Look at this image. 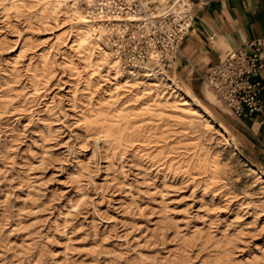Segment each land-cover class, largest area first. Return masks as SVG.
Here are the masks:
<instances>
[{"label": "rangeland", "instance_id": "rangeland-1", "mask_svg": "<svg viewBox=\"0 0 264 264\" xmlns=\"http://www.w3.org/2000/svg\"><path fill=\"white\" fill-rule=\"evenodd\" d=\"M90 8L0 0V264H264V167L211 107L238 117L205 70L118 79L131 31Z\"/></svg>", "mask_w": 264, "mask_h": 264}, {"label": "built area", "instance_id": "built-area-1", "mask_svg": "<svg viewBox=\"0 0 264 264\" xmlns=\"http://www.w3.org/2000/svg\"><path fill=\"white\" fill-rule=\"evenodd\" d=\"M129 6L141 19L120 25L125 32L131 31L132 47L124 57L127 64L140 67L148 61H155L169 67L191 27L192 15L188 11L183 18L176 19L170 11L159 14L156 2H149L144 8L138 1H132ZM124 37H120L119 41H123ZM120 45L121 53L124 47ZM262 73L264 35L226 51L219 60L208 65L203 78L219 103L230 113L238 118L259 113L264 127V98L259 95Z\"/></svg>", "mask_w": 264, "mask_h": 264}, {"label": "crops", "instance_id": "crops-1", "mask_svg": "<svg viewBox=\"0 0 264 264\" xmlns=\"http://www.w3.org/2000/svg\"><path fill=\"white\" fill-rule=\"evenodd\" d=\"M156 1L162 3L164 0ZM185 4V9L192 15L191 27L173 63L172 75L178 67L191 66L187 76H195V72L206 70L209 64L219 60L226 51L264 35V0H186ZM260 76L263 82L259 95L264 98V73ZM222 117L248 138V146L251 148L248 151L264 167V127L260 122L261 115H246L238 118L239 122L236 123Z\"/></svg>", "mask_w": 264, "mask_h": 264}, {"label": "bare ground", "instance_id": "bare-ground-1", "mask_svg": "<svg viewBox=\"0 0 264 264\" xmlns=\"http://www.w3.org/2000/svg\"><path fill=\"white\" fill-rule=\"evenodd\" d=\"M132 1H138L140 3V5L142 7H146L147 4L149 2H156V8L158 13H165L166 11H170L173 13V15L176 17V19L179 18H183L186 14H187V10L185 9V1L186 0H164L162 3H159L156 0H88V2L90 3V10H91V16L94 17V20H88V18H86L84 15L83 16H79L78 20H76L78 23H82L85 25V29L84 31L88 32L89 31H104L105 29L107 30V32H111L112 31V26L113 27V31H116V34H118V37H123L124 36V30L121 28L120 24H127V21H137L139 19H141L139 17V15H137L136 12L132 11L131 7L129 6V4ZM58 4V3H57ZM75 6V4H73ZM77 8V7H75ZM88 14V13H87ZM69 15V14H68ZM81 15V14H80ZM86 15V14H85ZM88 16V15H87ZM102 19V21L104 22V27L102 28L101 25L98 24V21H100L99 19ZM73 22V21H72ZM90 22H94V24L96 25L94 29L91 30V28L89 27V23ZM76 24V23H75ZM109 24L111 26H109ZM98 26V27H97ZM117 27V28H116ZM78 31V30H77ZM80 32V31H79ZM82 32V31H81ZM135 33V31L132 32V35ZM93 34V32H92ZM81 35V34H80ZM87 37V36H86ZM98 37V36H97ZM101 37V36H99ZM84 38V37H83ZM91 39V38H90ZM98 40V39H97ZM87 41V40H86ZM99 41V40H98ZM81 44V43H79ZM86 44V43H85ZM88 46V45H87ZM119 47H121V45L118 44V51L117 53L120 54L119 51ZM102 48V47H101ZM101 51V50H100ZM91 53V52H90ZM116 54V53H115ZM110 55V54H108ZM114 55V54H113ZM110 59V58H109ZM123 62L125 63L123 66L119 65V56L118 54H116V56L112 57V64L111 67L113 68V71L115 73V75L118 77H124L125 75H131V73H133V75H136L137 73H141L144 75H149V76H155L157 77V79L160 81V83H164V84H168V86H177L176 84V80H174L173 78H171L168 73L166 72L165 68L155 62V61H148L145 64H143L140 67H135L132 64H127V61L125 60V58L123 57ZM175 59L170 63V67H172L173 63H174ZM127 69V71H124V68ZM127 78V77H126ZM134 78V77H133ZM116 79V78H115ZM136 79V78H135ZM149 79V78H148ZM115 81V80H114ZM123 82V81H122ZM116 83V82H115ZM119 83H121L119 81ZM118 83V84H119ZM153 85V84H152ZM180 85V83L178 84ZM206 85V84H205ZM156 86V85H155ZM207 87V86H206ZM164 88V87H163ZM184 88V87H183ZM208 88V87H207ZM209 89V88H208ZM175 90V89H174ZM210 90V89H209ZM211 91V90H210ZM170 92V91H169ZM168 92V93H169ZM174 92V91H173ZM208 92V91H207ZM212 92V91H211ZM160 93V92H159ZM158 94V93H157ZM212 94L214 95V93L212 92ZM207 95V94H206ZM210 95V94H209ZM207 95V96H209ZM215 96V95H214ZM158 97V96H156ZM164 98V97H163ZM159 99V98H158ZM216 101L219 103V101L217 100V98L215 97ZM211 101V100H210ZM208 102V101H207ZM209 104V103H208ZM207 104V105H208ZM220 104V103H219ZM221 105V104H220ZM214 108L211 107L212 112L215 113V115L217 116V118L222 121L223 123H225L226 125H228L227 121L220 117L215 110H213ZM190 113V112H189ZM217 119V120H218ZM226 136V135H225ZM235 137L237 138V141L239 140L240 142H242L243 144H249V140L248 138L239 130L235 131ZM231 140V139H230ZM237 147V146H236ZM239 153V152H238Z\"/></svg>", "mask_w": 264, "mask_h": 264}]
</instances>
